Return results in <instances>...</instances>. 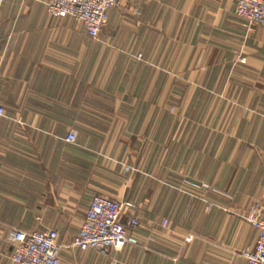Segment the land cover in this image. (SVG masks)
Returning a JSON list of instances; mask_svg holds the SVG:
<instances>
[{
  "label": "crops",
  "instance_id": "1",
  "mask_svg": "<svg viewBox=\"0 0 264 264\" xmlns=\"http://www.w3.org/2000/svg\"><path fill=\"white\" fill-rule=\"evenodd\" d=\"M48 1L0 9V264L17 230L57 231L61 264H246L264 27L236 0H120L95 41ZM93 195L133 206L140 245L71 247Z\"/></svg>",
  "mask_w": 264,
  "mask_h": 264
},
{
  "label": "built area",
  "instance_id": "2",
  "mask_svg": "<svg viewBox=\"0 0 264 264\" xmlns=\"http://www.w3.org/2000/svg\"><path fill=\"white\" fill-rule=\"evenodd\" d=\"M5 0H0V9ZM120 5V0H49L47 12L54 19L72 18L81 23L86 33L95 41L108 22V13ZM235 16L244 27L252 31L264 27V0H236ZM246 63L245 58L239 59ZM5 116L0 106V117ZM74 133L68 135L67 141L74 143ZM132 205L111 200L102 195H93L79 228L78 235L71 247L80 251L94 250L100 254L117 246L140 245L138 231L140 223L136 218L128 217ZM242 219L257 232L254 247L243 253L246 264H264V202L256 201ZM165 221L163 227H167ZM58 232L14 231L11 240L14 252L13 264H61L62 247L58 243Z\"/></svg>",
  "mask_w": 264,
  "mask_h": 264
}]
</instances>
